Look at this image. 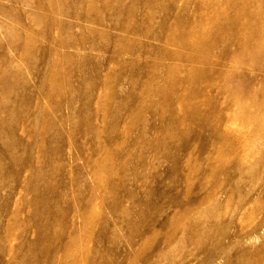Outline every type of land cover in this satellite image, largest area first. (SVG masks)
<instances>
[{
  "label": "bare ground",
  "instance_id": "1",
  "mask_svg": "<svg viewBox=\"0 0 264 264\" xmlns=\"http://www.w3.org/2000/svg\"><path fill=\"white\" fill-rule=\"evenodd\" d=\"M7 1L30 6L28 9L25 8V18L21 21V18L15 17V9L7 5L10 3H0V13L6 17L15 18L14 20L17 21L16 28L28 33V37H14L11 34L10 27L0 21V27H4L7 30L5 35L6 44L3 43L6 45L7 51L5 52L3 49L4 52L1 51L2 54L0 55V190L7 194L4 197H1L2 194H0V218L2 217V213H6V216L10 215L6 226H2L0 221V233L1 231L7 232L8 226H11L12 222L15 223L18 220V201L16 200L14 207H11L9 202L12 196L16 194L14 193V189L16 187H23L26 191L31 192L36 188L35 184L39 176L37 172L38 160L33 155L30 159L24 157L17 159L10 158V152L16 151L17 145L19 149H27L28 145L26 144L34 142L33 136L28 134V139H25L18 134L19 129L27 130L26 126L27 121L31 118V109L37 108L35 118L34 120L32 119L33 125L36 124L34 122L35 120L37 122L39 113H45L44 106H39V104L36 106L39 102H35L32 105V98L34 96H31L33 95L31 76L37 70L38 61L41 59L42 64L46 66L44 77L50 81V77L53 78L57 75L55 68L50 69V64L57 65L63 62H72L75 58L76 54L61 53L59 48H71L79 53L86 49L102 52V55L109 51L112 53L108 57V65L103 64L97 68V63L96 68L92 71V75L98 77L99 81L103 80L102 75H104V78L112 76L110 82L103 81V84L93 85L92 87L87 86L83 88V91H79L83 92L84 97H81L86 98L82 111L86 112L88 117L91 113H94L91 109V102H93L92 98L95 99L93 97L95 95L94 91H97L98 100L95 103V112H100L112 118L111 123L102 127H95L88 117L81 122L86 132L94 135L98 146V148L95 147V144L92 146L94 153L108 152L111 139L106 138L108 141L104 144L101 141V137L104 133L110 137V132L119 125L117 123L118 117L116 118V116L121 112V106H123L121 103L125 104L123 98H126V103H128L127 99L131 101L129 102L130 104L128 103L130 105V109L129 107L128 109L131 111L130 113H133V115L130 114V123L133 124L138 118L145 119L143 118L144 115L142 116V110L143 107L146 108V105L142 99L150 93L165 97V102L162 104L164 111H174L167 100L169 99L167 90H172L178 94L177 105L179 108L186 110L185 112L198 119L200 127L209 126L215 135H221L218 133L221 125L216 120L208 121V112L204 111V103L199 100L200 96L213 83L218 85V92L225 102L229 104V107L234 105L238 110L240 108L239 116L242 117L243 114L252 116L247 123L245 121L244 126L251 128L256 125L258 127L264 125V85L259 90L261 93L260 99L245 95L243 86L238 80L241 78L243 71L242 69L230 71L229 63L230 61L249 60L254 63L263 64V66L259 65L260 68L257 67V70L264 71V69H261L264 68V0H239V2L236 0H90L87 4L80 5H68L65 1L61 3L54 0H43L42 2L33 4H29V2L23 0ZM61 6H63V9H59ZM35 8L45 11V13H41ZM247 12H250L252 16L246 14ZM59 14L69 15L71 20L62 19ZM81 21L90 23V25H96L97 27L86 26ZM53 24L58 27L63 26L65 30H76L77 33H70L66 39H62L59 44L56 43V46L50 48V43H48L50 42V25L53 28ZM36 25L43 26L41 40L45 45L41 46V58L35 56L33 47L34 40L36 39L33 38L32 29ZM258 25L260 28H257ZM54 29L60 32L59 29ZM95 36H98L103 43L100 44V42L96 41V38L94 39ZM3 39L1 40L4 41ZM153 42H156V44ZM168 46H175L179 50L170 49ZM0 47L4 46L1 45ZM123 55H127L129 60L124 59ZM90 60V57L87 56L86 61ZM150 60L153 61L152 64ZM163 60L170 62L163 63ZM113 64L116 65V70L113 68ZM28 73H30V76ZM162 73L167 76V79L163 78L164 82H161V77L164 76ZM215 73H231L232 75L234 73V76L232 78H220L215 76ZM138 79H145V81L138 82ZM152 83L153 85H151ZM125 85H128L127 89ZM46 88L47 95L50 96V84ZM74 90L76 91V89ZM109 97L114 98L115 105L108 104ZM245 98L251 104L248 110L245 106L243 108ZM137 99L138 101L136 102ZM114 108L115 110L113 111ZM212 111L213 109L211 110V114L213 113ZM26 114L28 115L26 116ZM46 122L48 133L50 132V120ZM144 125L147 126L146 124ZM53 127L58 130L57 123ZM170 127L171 124L161 127L159 130L160 132H166L165 136H167H164L165 139L176 138V135L179 134L178 129L169 130ZM145 129L147 130V128ZM140 130L142 131H140L134 143L139 141L142 144L145 140L144 133L146 130ZM7 134L11 138H14L12 139V143L5 139V135ZM35 135L37 137V134ZM234 137L228 138L223 136L222 138H225L224 142L228 144L229 141L235 140ZM258 138L261 139L257 135L255 141ZM245 139H247L245 136L240 137L239 135L237 137L241 145ZM36 141L30 147L33 153L38 151V146L35 150L33 148ZM212 144H214L213 149L215 150H213L214 153L209 159V171L206 176V181L208 180L212 184L207 191H193L173 196L169 194H165L164 196L157 194L159 198H163L162 203H156V201L151 199L152 197L150 198L151 200L136 201L138 205H144V207L148 208V210L146 209L147 212L137 213L138 217L141 218V222H145V217L147 214L149 216L150 213L154 222H157L158 228L154 224L153 226L148 224L147 229L143 232L140 228L135 229L127 238L130 246L134 247L136 242L135 237L142 239L143 244L150 245L159 237L160 230L168 229V232L161 239L152 255L143 261L134 258L130 264H195L197 249L201 244L209 240L208 226L220 220V212H218L217 207L230 194V189L234 184L232 174L238 171L235 170V165L238 166L240 159L242 163L246 164L248 157L256 151V145H254L250 154L249 151L247 154L246 150L243 152V149L240 153L228 152L223 154L219 151V147L215 148L216 144L214 142ZM169 156L167 155L166 158ZM164 158H162L163 161ZM109 161H114L112 155L108 156L107 162ZM127 162L128 160L125 161V163ZM139 162L141 161L139 160ZM10 164L13 167L14 165L23 164V170L29 174L26 182L23 183V180L20 178L22 174L20 169H14L12 173L10 172L11 170H8ZM105 164L106 161L105 163H99L97 169L94 171L95 187L90 188V192H93L91 196L97 190H106L111 187L114 191L116 187V185L110 182L109 177L105 175L107 170ZM143 166L145 167V165ZM134 170L136 169L134 168ZM52 172L54 173V170ZM132 173L134 174V172ZM110 174L111 170L109 168L108 176ZM216 174L222 176L221 180L218 181ZM10 176L15 178V183L12 188L6 189L8 188L7 183L10 180ZM86 197L83 199L85 205L76 214H79L84 221H89L91 217L90 209L98 205L101 199L96 198L94 201H90L89 197ZM258 199L259 191L257 189L253 188L251 191L242 192L238 188L237 197L232 206V214L230 215L232 219L240 208L249 202L248 204L252 210L250 209L240 228H243V226H252L254 228L253 232L249 235L250 242H257L259 240L261 236L258 235V232L260 230H262L260 232L261 235H264V208L262 201ZM31 216L33 218L32 221L35 220V213L33 211ZM43 218L47 219L46 224L48 228L52 224L57 225L59 222L57 217L50 222V215L48 213L43 215ZM132 224L133 221H131ZM33 225L37 230L38 237H43L46 234L47 237H50V231L48 233L47 229H39L37 221H34ZM210 230L212 233L211 228ZM144 232L145 234H143ZM220 235L221 231L219 229L216 230L215 236L219 238ZM78 242V237L73 236L70 237L69 243L65 245V253L73 261L67 264H76L75 260H78V254L75 247ZM32 245L33 243L29 244V246ZM60 247L57 248V251L60 250ZM5 250L1 246L0 254H4ZM26 258L27 256L23 255L19 258L18 263L22 262L23 264ZM113 262L115 263V261ZM221 263L217 262L216 264ZM256 264H264V262Z\"/></svg>",
  "mask_w": 264,
  "mask_h": 264
},
{
  "label": "rangeland",
  "instance_id": "2",
  "mask_svg": "<svg viewBox=\"0 0 264 264\" xmlns=\"http://www.w3.org/2000/svg\"><path fill=\"white\" fill-rule=\"evenodd\" d=\"M23 1L33 4L42 2L43 0ZM54 1L61 3L65 1L68 5H80L87 4L90 0ZM236 1L239 2V0ZM0 3H10L7 5L15 9V17L18 19L21 18V21L25 18V8L28 9L30 6L21 3L14 4L7 0H0ZM35 9L39 10L41 13H45V11L41 9ZM59 9H63V6ZM246 14L251 15L250 12ZM59 16L62 19L71 20L69 15L59 14ZM14 19L13 17L9 18L0 13V21L4 22V24L6 23L10 27L11 34L14 37H28L27 32L16 28L17 21ZM81 23L92 28L97 27L96 25H90V23L84 21H81ZM54 28L59 29L60 32H57ZM257 28H260V26L258 25ZM6 31L4 27H0V46L2 45L5 47H0V52L7 51V47L4 45L6 44ZM70 33H77V31L65 30L63 26L58 27L54 24L52 28L50 25V42H48L50 43V48L56 46V43L59 44L62 39H66ZM32 34L33 38L36 39L33 44L35 56L41 58V46L45 45L41 40L43 26L36 25L32 29ZM2 38H4V41L1 40ZM94 39L100 42V44L103 43L98 36H95ZM153 43L156 44V42ZM168 47L173 50H179L175 46ZM59 51L61 53L76 54L74 60L72 62H63L57 65L50 64V69L55 68L57 75L53 78L50 77L49 81L44 77L46 66L42 64L40 59L37 63V73H34L36 75L33 74L31 76L33 92H31L33 94L31 96H34V98L30 96L33 100L32 105H34L35 102H39L36 106L38 104L39 106H44L45 113L40 112L37 122L36 120L34 122L36 124L33 125L32 119L34 120L35 118L37 108L31 109V118L27 121V126L25 125L27 130L19 129L18 134L25 139H28L27 137L29 135L33 136L34 142L37 140L33 148L35 150L38 146V151L33 153L30 149L34 142L26 144L28 145L27 149H19V146L16 144V151L13 150L10 152V158L17 159L24 157L30 159L33 155V157L38 160L37 172L39 176L36 180L35 190L28 192L23 189V187H16L14 189V193L16 194L12 196L9 202L10 206L14 207L16 200L18 201L17 206L19 208V215L18 220L15 223L12 222L11 226H8L9 229L7 232L1 231L0 233V247L2 246L6 249L4 254H0V264H17L19 258L23 255L27 256L23 264L72 263L71 257L65 253V245L69 243L70 237L73 236H77L79 239L75 247L78 254V260H75L76 264H130L131 260L134 258L143 261L152 255V252L158 247L161 239L168 232V229L160 230L159 237L150 245L143 244L142 239L135 237L136 242L134 247L130 246V242L127 238L135 229L137 230L140 228L143 232L147 229L148 224L151 226L154 224V226L158 228L157 222H154L149 212L150 217L147 214L144 220L145 222H141V218L138 217L137 213L143 211L147 212L148 208L146 206L144 207V205H138L137 202L146 201L152 197L151 199L156 201V203H162L163 198H159V194L163 196L165 194L173 196L193 191H207L212 184L208 180L206 181V176L209 171V159L214 153L213 150H215L213 149V142L216 144L215 148L219 147V151L223 154L228 152L240 153L242 149L243 152L246 150V153L248 154L249 151L250 154L254 145H256V151L248 157L246 164L242 163L240 159L238 166L235 165V170L238 171L232 174L234 180L233 187L230 189V194L226 200L217 207L218 212H220V220L208 226L209 240L201 244L197 249L195 264H216L217 262H222L221 264L263 263L264 235L260 233L262 230L258 232V235L261 236L259 240L257 242H250L249 235L253 232L254 228L252 226H243V228H240L244 219L250 212L251 208L248 204L249 202L245 203L232 219L230 215L232 214V206L237 197L238 188L241 189L242 192L251 191L253 188L257 189V191H259L258 200L262 201L264 208V125L261 127L256 125L251 128L249 126H244L245 121L247 123L252 116L250 117L246 114H243L242 117L239 116L240 108L238 110L234 105L229 107V104L226 103L224 98L219 94L218 85L213 83V85H210L206 89V92L200 96L199 100L204 103V111L208 112V121L216 120L221 125L218 131L221 135H215L209 126L200 127L198 119L192 117L188 112H185L186 110L179 108L177 105L178 94L172 90H167L169 94V99L167 100L174 111H164L162 109V104L165 102V97L150 93L142 99L147 108L143 107L142 110V116L144 115L143 118L145 119L138 118L139 121L137 119L133 124L130 123L131 115H133L129 110V102L131 101L127 99L128 104L126 103V98H123L125 104H123V102L121 103V105H123L120 110L121 114L118 113L116 116V118L118 117L117 123H119V125L110 132V137L106 133L101 137V141H103L104 144H106L108 138L111 139L108 152L94 153V148L92 146L95 144V147L98 148L94 135L86 132L82 126L83 123H81L87 119L88 115L86 112L82 111L86 98H82L84 97L83 92L79 91H83V88L87 86L92 87L93 85L103 84V81L107 83L110 82L112 76H109L110 78H104V75H102L103 80L99 81L98 77L92 75V71L96 68L97 63V68L101 67L103 64L108 65V57L112 53L109 51L102 55V52L93 49L82 50L79 53L71 48H59ZM87 56L90 57V61H86ZM123 58L129 60L127 55H123ZM162 62L169 63L170 61L163 60ZM150 63L152 64L153 61ZM229 63L230 71L242 69L243 74L238 80L243 86L245 95L260 99L261 93L259 90L264 85V71H258L257 67L260 68L263 64L254 63L249 60H240L237 62L230 61ZM112 66L116 70V65L113 64ZM28 74L30 76V73ZM162 74L165 76L164 73ZM164 76L161 77V82L167 79V76ZM215 76L220 78H232L234 73L233 75L231 73H215ZM137 81L144 82L145 79H138ZM49 84L50 96L47 95L46 88ZM151 85H153V83ZM253 86H255V88H253ZM125 87L127 89L128 85H125ZM74 89L78 91L76 92ZM94 93L95 95L93 97H95V99L92 98L93 102H91V109L94 113H91L88 118L95 127H102L111 123L110 121L112 118L100 112H95V103L98 97L97 91H94ZM137 101L138 99L136 102ZM108 102V104L115 105L113 97H109ZM243 102V108L245 106L248 110L251 107L250 102L246 98ZM212 109L213 113L211 114ZM114 110L115 108L113 111ZM27 115L28 114H26V116ZM121 115H123L122 119ZM48 120H50V132L47 133L46 121ZM141 120L144 121V123H142ZM56 123L58 124V130L53 127L56 126ZM170 124L171 127L169 130L178 129L179 134L176 135L178 140L175 137H172V139H165L167 136H165L166 132L159 131L161 127ZM145 128L149 130L147 134ZM140 129L146 130L144 133L145 140L142 144H140L139 141L134 143L140 131H142ZM56 132L57 134H55ZM255 133L257 134L255 135ZM35 134H37V137ZM239 135L240 137H247V139L242 142V145L239 140H237ZM257 135H259L261 139L258 138V140L255 141ZM223 136L228 138L235 136V140L229 141L227 144L224 142L225 138H222ZM5 139L12 143V139L14 138H11L7 134L5 135ZM109 155L113 156L114 161L107 162ZM165 155L170 156L166 158ZM162 158H164V161ZM126 160H128L127 163H125ZM139 160L141 162H139ZM105 161V165L107 166L105 175L109 177L110 182L116 185V187L114 191L111 187L106 190H97L94 195L91 196L93 192H90V188L95 187L94 171L97 169L99 163H105ZM10 165L8 170H11L10 172L12 173L14 169H20L22 171L20 178L23 180V183L26 182L29 174L27 171L23 170V164L14 165L15 168L13 165ZM143 165H145V167ZM173 166L175 169H173ZM133 167L136 170H134ZM109 168L111 174L108 176ZM53 170L54 173L52 172ZM132 172H134V174ZM241 175L243 176L240 177ZM216 176L218 181L221 180L222 176L220 174H216ZM12 178L13 177L10 176L9 182L11 183H7L8 188L6 189L14 186L15 178ZM0 194H2L1 197H4L7 193L0 190ZM85 197H89L90 201H94L96 198L101 199L98 205L90 209L91 217L89 221H84L79 214H76L79 213L82 206L85 205L83 202ZM32 211L35 213V220L33 221L31 216ZM47 213L50 215V222L56 217L59 219V222H56L57 225L52 224L50 228L47 227V219L43 218V215ZM9 216L10 215L6 216V213H2V217L0 218L2 226L8 224V219H10ZM34 221L38 222L39 229H47L48 233L50 231V237H47L46 233L43 237H38L36 233L37 230L33 225ZM131 221H133L132 225ZM210 228L212 229V233ZM218 229L221 231L219 238L215 236V231ZM143 234H145V232ZM30 243H33V245L29 246ZM59 246H61L60 250L57 251ZM113 261H115V263ZM18 264H22V262Z\"/></svg>",
  "mask_w": 264,
  "mask_h": 264
}]
</instances>
